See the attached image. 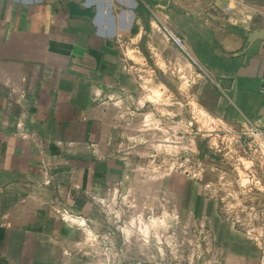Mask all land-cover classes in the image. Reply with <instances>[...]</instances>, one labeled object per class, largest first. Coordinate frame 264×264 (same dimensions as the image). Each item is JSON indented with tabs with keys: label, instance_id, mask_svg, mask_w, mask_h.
Wrapping results in <instances>:
<instances>
[{
	"label": "crops",
	"instance_id": "crops-1",
	"mask_svg": "<svg viewBox=\"0 0 264 264\" xmlns=\"http://www.w3.org/2000/svg\"><path fill=\"white\" fill-rule=\"evenodd\" d=\"M153 7L197 24V69L182 67L170 39L167 48L139 47L153 39ZM195 81L197 132L184 106L185 84ZM263 83L264 0H0V264H171L156 250L171 230L195 228L197 258L184 264H264V225L254 233L233 206L263 192L253 190L264 179L253 165L264 163V145L236 181L174 169L220 126L227 144L209 147H226V163L234 130L264 141ZM153 184L179 223L157 218ZM123 196L147 216L115 224L113 256L100 218L110 199L122 208Z\"/></svg>",
	"mask_w": 264,
	"mask_h": 264
},
{
	"label": "rangeland",
	"instance_id": "rangeland-1",
	"mask_svg": "<svg viewBox=\"0 0 264 264\" xmlns=\"http://www.w3.org/2000/svg\"><path fill=\"white\" fill-rule=\"evenodd\" d=\"M151 17L154 19L155 25L154 28H150V31L153 33V39H151V44L148 43L146 39H141L139 40V47L143 50V52H146L145 49L151 45V47H157V48H162L165 47L167 48V44L165 43V40L170 38V34L167 30V28L171 31H173L175 34L180 36L184 44L186 46L187 50H184L175 44H173L171 41V44L177 48V51L180 54H183L185 57V61L182 63V67H187V69L194 68L197 69V24H193L190 22H187L186 24L177 21L173 16H164L161 13V9L159 7H153V12H151ZM163 19V21L161 20ZM119 45V44H116ZM121 45L128 46L129 44H125V42H121ZM154 60V59H153ZM175 62V60H174ZM189 77V76H188ZM192 79L196 78V74H191ZM168 79V77L166 78ZM169 91L173 93H177V85L176 81L174 78L171 76L169 78ZM166 89V88H164ZM195 91V92H194ZM197 94V81H195L194 84H185V110H186V127L187 128H195V131L197 132V119H193V111L197 112V102L195 103L193 101V98L191 97L192 94ZM182 95V94H181ZM194 116L197 117V114L194 113ZM172 122V120H170ZM204 127V124L202 125ZM218 136L215 138L211 139L210 137H205L207 139H203V150L197 152V138H196V147L193 148H187L185 151V158L187 159L186 161V166H181L180 168H174L175 170H179L180 172H185L186 174H192L197 176V169L202 172L203 175H205L206 179H212L213 176H216V170L222 171L224 174H226L228 177H235L232 178L235 181L238 179L237 177L245 175V172L249 170V167H245V163L243 160H250L251 158H254L258 161V156H260V151L263 146L261 143L264 145V141L262 139H256L251 132L246 131L244 134L242 132H237L234 130L231 132V139H230V144L234 146V151H233V157H231V160H235V164H232L231 160H229L230 163H226L224 161L225 156H228L226 154L227 150L226 147L224 149H221V147H218L216 150V153L213 152V150L209 147L210 144H215L216 146H221L224 144H227L228 139H223L225 137L224 135L226 132L224 127L220 126L217 130ZM205 140V141H204ZM235 148H238L237 151L235 152ZM199 153L200 159L202 161L201 166L197 165V154ZM218 154V156H216ZM181 155V153L179 154ZM220 156V157H219ZM219 157V158H218ZM249 157V158H248ZM262 157L264 158V149L262 151ZM221 158V159H220ZM234 158V159H232ZM215 160L221 162V166L215 167ZM244 163V164H243ZM247 164V163H246ZM153 169V168H152ZM253 172L256 173L258 171V175L260 176V172L264 173V163H259L258 165H253ZM148 173H151V171H146L145 168H138V170L135 172L138 174V176H144ZM219 172V171H218ZM221 172V173H222ZM259 179V178H258ZM256 179V181H259ZM260 184L254 182L255 189L253 190H258L256 189L259 188L264 192V179L260 180ZM159 185V183H156ZM153 184L154 189L153 192L155 193L154 198L152 201L154 202V209H155V203L157 204V211H159V214H156L157 218H159L160 221H165L166 223H179L178 216L173 215L174 210L176 209L174 207V204L171 203L169 208H162L161 203L159 200L161 197V193L157 192L158 187L157 185ZM150 186V183L149 185ZM140 187H143V190L145 189V184H140ZM253 187V186H252ZM137 186H134L133 191H135ZM239 187L236 188V185L234 184L233 186V192L234 194L238 191ZM149 190L151 191V188L148 189L147 193H149ZM144 190L143 192H145ZM127 194L130 197H133V193H130L129 190H126ZM257 192L261 191H255L251 193V199L250 201L243 202V205L241 204L240 201H234V207L236 208V211L238 216H240L244 222L240 221V223H251L254 228V233H258L261 230V227L264 225V220L261 221L260 215L258 216V211L260 209H263L262 203H264L263 197L262 201L257 203V198L261 197L263 194H257ZM224 195V192L221 194ZM130 197H125L123 196L122 201H123V206L122 208L120 207V204L118 202V199L115 201H112L110 199L108 203H105V212H103V216L100 218V222H103V230L101 232L102 239L106 243V250L107 254L113 253L115 256V252L119 253L118 249L115 251V247L117 248L115 244L116 236H117V231H115V228H117L118 224L115 225L116 223H122V224H129L132 221H137L141 222V217H146L145 213L143 212L142 215H140L138 212H135V205H132L129 198ZM256 202V203H255ZM134 208H133V207ZM253 208V209H251ZM122 210L121 215L117 214V210ZM141 209L139 207L137 210ZM247 211V212H246ZM152 214V213H150ZM149 214V215H150ZM155 215V210L153 212ZM258 216V218H257ZM175 220V221H174ZM247 224V223H246ZM258 229V230H256ZM117 230V229H116ZM125 233H122V237L124 239ZM170 241L167 246H164V251L155 252V258H174V261H172L171 264H184L183 263V258H197V228L194 230H181L180 232L176 230H171L170 234ZM123 244L125 242L123 241ZM128 247V246H127ZM163 254V255H161ZM117 258V257H115ZM175 258L177 259V262H175Z\"/></svg>",
	"mask_w": 264,
	"mask_h": 264
},
{
	"label": "built area",
	"instance_id": "built-area-1",
	"mask_svg": "<svg viewBox=\"0 0 264 264\" xmlns=\"http://www.w3.org/2000/svg\"><path fill=\"white\" fill-rule=\"evenodd\" d=\"M230 8H229V6L227 7V10H229ZM167 30H168V32H169V34H170V40L175 44V45H177L178 47H180V48H182V49H184V50H187L186 49V46H185V44H184V41H183V39L180 37V36H178L177 34H175L173 31H171V30H169L168 28H167ZM261 93L264 95V83H263V85L261 86ZM107 264H116V262L115 261H113V260H110L109 261V263H107Z\"/></svg>",
	"mask_w": 264,
	"mask_h": 264
}]
</instances>
